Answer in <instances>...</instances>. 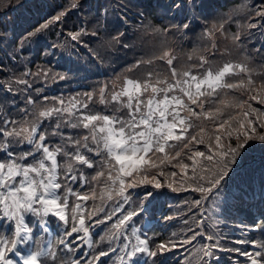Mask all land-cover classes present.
Masks as SVG:
<instances>
[{"label":"snow or ice","instance_id":"snow-or-ice-1","mask_svg":"<svg viewBox=\"0 0 264 264\" xmlns=\"http://www.w3.org/2000/svg\"><path fill=\"white\" fill-rule=\"evenodd\" d=\"M86 2L30 0L20 6L30 15L14 18L11 30L0 28V44L18 41L5 53L10 64L0 61V220L13 228L0 234V264H109L112 254L120 264H169L168 253L178 248L188 253L180 264H224L221 253L233 264H264V239L231 241L251 244V251L230 246L221 227L240 200L257 213L242 227L264 233V39L249 49L257 34L264 38V0H237L228 11L217 4L212 14L202 11L203 0H170L158 17L137 13L132 34L142 29L161 37L148 58L135 54L127 3L105 0L86 8ZM8 8L12 0H0V9ZM197 27L206 43L179 62L168 38H187ZM53 34L56 40L41 50L44 63L32 70L31 46ZM129 51L133 61L125 73L138 75H118L111 86H99L98 96L85 91L82 99L66 101L47 95L49 82H66L73 71L56 70L49 57L67 53L97 67L111 53ZM225 52L235 58L218 64ZM97 98L119 107L96 111L90 105ZM141 185L157 191L145 188L134 200L128 190ZM97 187L100 199L114 200L107 211H89L86 202L97 199ZM169 190L199 196L185 201L191 215L183 235L157 240L144 226ZM29 215L48 239L34 238ZM49 217L65 226L55 241ZM86 221L109 231L94 240Z\"/></svg>","mask_w":264,"mask_h":264},{"label":"trees","instance_id":"trees-1","mask_svg":"<svg viewBox=\"0 0 264 264\" xmlns=\"http://www.w3.org/2000/svg\"><path fill=\"white\" fill-rule=\"evenodd\" d=\"M122 2L127 3V17L129 21V32L132 33L131 25L133 23V20H135L136 24L140 23V20L136 18L137 13H147L151 14L153 17H158L162 12V6L167 5L170 0H122ZM237 2V0H203V3L205 4V8L202 10L206 14H212V9L217 5H226V7H223L219 9L220 11H228L230 7L233 6V4ZM239 2H245V0H239ZM30 0H12V8L18 9V11H13L12 8L8 9H0V28L7 27L9 30L13 29V21L14 18L18 17L19 15L23 14L25 16L30 15L28 12V9L25 7H20L21 5L29 4ZM105 3V0H87L86 2V8L88 6H91L92 8L97 7L99 4ZM34 14V9H33ZM77 15L80 17L81 20L84 19L83 13H77ZM77 16L72 17V21H76ZM209 22H211V15L209 16ZM155 23V20H154ZM201 25L203 24V21L198 22ZM232 29H235V25H232ZM17 35L19 34V29H16ZM57 33L60 31V28H57L55 30ZM143 30H139L137 34L142 36L147 41V49L144 51V53H136L137 56H144L147 58L148 56H151L153 51L156 50V45H159V41L161 37L159 35H153V34H142ZM201 32V27H197L195 32L193 34H190L187 38L182 37H169V45L174 49L179 62H184L186 60L187 54L191 52L193 47H199L202 44H205L206 42L200 41L198 39L199 33ZM56 35L53 34L50 37H47L45 40H41L40 42L33 44L31 46L30 56L33 60L32 65L30 67L32 70H35V67L37 64L44 63V57L42 55L41 50L45 47L46 44H50L53 41L56 40ZM262 37L257 34L251 42L249 43V49H252L254 47H259L262 43ZM18 45V41H17ZM17 45H14L11 40L7 44H0V61H4L5 63H9L10 61L6 57L5 53H10L11 49ZM224 43L221 42V47L223 48ZM79 55L83 56V53H79ZM111 55V61L114 63L117 62V60L120 59V56L117 52H113ZM235 58V56H229L228 52H225L222 57H218L217 63H222L224 60ZM51 61V67L55 68L58 71L67 72L69 68H71L73 71L71 73H68V77H74L79 78L80 81H85L86 83H90L92 90L94 91L99 88V86H102L104 83H107L113 79V77H117V74L110 76L109 75V66H103L102 70L98 67H89L86 66V62L83 59H80L77 61L76 55L69 56L67 53H64L57 57H49L48 58ZM126 59L127 63H131L133 61V55L128 52ZM108 61V60H107ZM106 61V62H107ZM106 62L103 63V65H106ZM157 64H160L159 61L156 62ZM257 65V70H259V62L254 61ZM166 67V66H165ZM79 69V70H78ZM83 72L89 73L85 78L81 79L82 76L85 74ZM83 73V74H82ZM3 77L0 76V79ZM63 81H57L55 84L48 83L47 91H50V88H54L56 86H59ZM57 97H60V94H55ZM98 96V94H97ZM51 102L50 100L47 102ZM51 104V103H49ZM90 107H94L96 111L101 112V107L99 103V99H95L93 103L90 105ZM107 110V108H106ZM148 188L151 189L150 185H141L138 188L135 189H129L128 191L132 193L133 199L138 198V194H142L144 189ZM152 191H157L155 189H151ZM198 193H185L183 191L172 193L170 190L168 191V197L165 200H161L157 203L156 207L158 211L155 215V222L149 229V235L152 236L154 239H167L171 237L172 233H177V235H183V233L187 230L188 225L184 223V220L191 215V213H188V205L185 203V201H191L195 198H198ZM98 204H90L89 211L93 210V207L97 208ZM109 210L107 207L106 211ZM245 210V219H248L249 222H253V219L257 215L256 210L254 208H250L246 203L237 200L232 208L231 213H239V211ZM195 211V209H193ZM99 216H103V213L100 212ZM165 216H171V220L163 219ZM99 218L98 216L94 215L93 220ZM115 219V217L113 218ZM53 220V219H52ZM86 223H92V227L90 229V232H93L94 234V240L99 241V237L101 235H104L109 229L105 225H95L92 221H86ZM110 221H107L106 224L110 225ZM189 224H192V220L189 219ZM140 225H138L139 227ZM225 229L227 227L226 224L221 225ZM53 228L56 234V239L59 238L58 228L55 225V220H53ZM242 232V231H241ZM239 232V233H241ZM252 233V237H254L256 240L264 239V233L261 232H250ZM190 234V233H189ZM234 235V233H232ZM234 236H237L236 234ZM246 237V235H245ZM235 239L232 238L230 240V246L234 245L231 243V241H234ZM251 245V244H250ZM102 247L107 246L106 240L104 242H101ZM235 246V245H234ZM239 246V245H237ZM241 246V245H240ZM236 247V246H235ZM183 249H174L173 252H178ZM171 252V253H173ZM222 254V253H221ZM224 254V253H223ZM115 254H112V258ZM184 255H188L184 250L182 253H179L177 255L173 254L172 256L168 254L170 257L169 264H180L184 260ZM226 254H224L225 256ZM228 255V254H227ZM226 255V256H227ZM225 256L224 264H233V261L227 260V257ZM234 260H239V258H242V256L234 255Z\"/></svg>","mask_w":264,"mask_h":264},{"label":"rangeland","instance_id":"rangeland-1","mask_svg":"<svg viewBox=\"0 0 264 264\" xmlns=\"http://www.w3.org/2000/svg\"><path fill=\"white\" fill-rule=\"evenodd\" d=\"M128 75V74H127ZM114 79H116V77H114L110 82H108V83H111L112 84V81L114 80ZM107 83V84H108ZM111 84H110V86H111ZM117 85H119V81H117ZM95 93H97L98 94V92L97 91H95ZM115 104V103H114ZM115 105H117V104H115ZM118 107H119V105H117ZM106 196H105V198L102 200V199H100V198H98L97 199V202L98 203H100L101 201H104V200H106ZM244 212H245V210H243V211H239V213H230L229 215H228V217H227V221H226V225H227V227H225V229L222 227V230H223V232L230 238V240L232 239V238H234V239H237V238H241V239H243V237L244 238H247V237H252L253 235H252V233L250 234V232H248L246 229H244L243 227H242V225H247V224H251L252 222H249L248 221V219H245V214H244ZM242 231V232H241ZM239 232H241V233H239ZM232 233H234V235L236 234L237 236H234ZM245 235H246V237H245ZM231 246H234V245H231ZM183 252V250H180V251H178V252H174L175 254H179V253H182ZM235 253H232V254H230V255H234ZM222 256H224V254L222 253L221 254ZM227 255V254H226ZM225 255V256H226ZM186 255H184V257H185ZM227 257V256H226Z\"/></svg>","mask_w":264,"mask_h":264}]
</instances>
